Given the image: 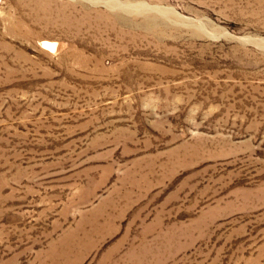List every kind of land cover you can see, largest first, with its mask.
I'll return each mask as SVG.
<instances>
[{
  "label": "rangeland",
  "instance_id": "rangeland-1",
  "mask_svg": "<svg viewBox=\"0 0 264 264\" xmlns=\"http://www.w3.org/2000/svg\"><path fill=\"white\" fill-rule=\"evenodd\" d=\"M117 1L0 0V264H264V0Z\"/></svg>",
  "mask_w": 264,
  "mask_h": 264
},
{
  "label": "bare ground",
  "instance_id": "bare-ground-1",
  "mask_svg": "<svg viewBox=\"0 0 264 264\" xmlns=\"http://www.w3.org/2000/svg\"><path fill=\"white\" fill-rule=\"evenodd\" d=\"M114 4L118 6L119 9L124 10V11H128L129 13L131 11H145L147 13V16H150V12H153V10H158L160 12L163 13H167L170 12L168 8H162L160 6H153L150 5L146 2L143 1H137V2H124V1H117V0H113ZM57 45V42L52 41V40H44L43 42V46L48 48V47H52L55 48Z\"/></svg>",
  "mask_w": 264,
  "mask_h": 264
}]
</instances>
